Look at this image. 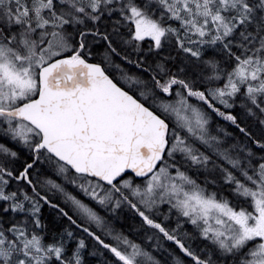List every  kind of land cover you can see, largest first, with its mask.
I'll list each match as a JSON object with an SVG mask.
<instances>
[{"label": "trees", "instance_id": "16d2710c", "mask_svg": "<svg viewBox=\"0 0 264 264\" xmlns=\"http://www.w3.org/2000/svg\"><path fill=\"white\" fill-rule=\"evenodd\" d=\"M68 3L80 7L75 10V18L68 13L71 10L67 8ZM198 6L202 7L196 10ZM22 11H25L24 17H20ZM2 12L7 17L1 21L7 19L20 35L24 31L27 41L24 45L12 43V34L7 33L4 23L0 22V44L9 43L13 49H21L16 50L20 55L32 45L41 54L53 36L61 35L60 45L65 50L58 57H81L101 65L116 84L168 123V148L159 169H183L191 183L206 193H212L236 209L253 211L257 190H264V73L253 83L249 79L243 84L237 83L230 94H221L219 90L234 85L240 68L264 70V0H0V14ZM134 12L162 30L159 44L134 37ZM213 17H218L216 26L212 25ZM192 25L205 27L206 33L188 43L191 36L188 30ZM216 27L219 28L217 35ZM114 67L130 77L144 78L153 96L160 101L166 96L167 102H171L173 90L169 89L166 95L163 89L169 83L179 85L185 94L200 97L197 106L205 116L215 126L223 128L224 134L230 133L239 143H244V174L221 162L220 187L205 186L202 177L190 168L193 163L188 162L180 150L176 152L170 120L125 85ZM249 85L256 90L250 92ZM190 101L196 103L193 99ZM35 134L29 149L12 148L5 142L15 151L17 160L12 161V165L0 164L11 179L19 178L22 189V193L15 194L11 191L12 180L6 181V178L3 182L0 178V190L4 193V197H0V237L4 239L7 235L27 231L28 237L40 240L43 249L51 246L58 253L54 256L48 252V257L37 262L26 259V264H128L119 255L122 257L131 248L145 250L151 256L150 264H256L250 253L257 248L258 241L230 250L203 235L202 229L190 222L178 205L174 207L173 218L165 215V206L159 214L145 211L143 205L118 187L129 179L134 185L144 182L131 176H125L111 188L116 191L113 198L122 203L119 208L116 209L114 203L107 206L108 210L95 209L104 219L112 221L111 232L78 217L65 204L41 193L38 184L32 182L33 175L41 168L42 157H49L39 148L40 136ZM199 153L198 163L202 156L214 158L213 153H205L201 146ZM178 155L183 159V166ZM14 164L16 167L11 169ZM187 184L189 187V182ZM30 194L39 198H33L39 200V211L34 219L25 220V210L32 201ZM25 198V207L14 211L13 207L21 205ZM112 210L119 214L114 219ZM28 214L26 212L27 218ZM32 221H35L34 227ZM29 226L31 229H26ZM12 236L5 238L8 244ZM5 246L8 245L5 243ZM2 248L0 245V264H18L21 255L15 251L10 252L11 255L3 254ZM5 248L8 251L9 248Z\"/></svg>", "mask_w": 264, "mask_h": 264}, {"label": "rangeland", "instance_id": "374dc122", "mask_svg": "<svg viewBox=\"0 0 264 264\" xmlns=\"http://www.w3.org/2000/svg\"><path fill=\"white\" fill-rule=\"evenodd\" d=\"M194 1L197 2V0ZM201 7L198 6L196 10ZM67 8H71L68 13L75 18V10L80 7L76 3H68ZM24 12L22 11L20 17H24ZM4 17H7V14L2 12L0 14V22L4 23L6 32L12 34L10 41L12 43L20 42L24 45L27 41L24 31L20 35L15 26L7 23V19H2L1 21V18ZM213 18L211 20L212 25L216 26L218 17ZM133 22L134 37L137 40L150 39L155 44L160 43L163 32L156 23L146 19L138 12H134ZM219 24H222L220 20ZM215 30L216 35L217 32L219 34V28L216 27ZM188 31L191 35L187 39L188 43L195 36L200 39L206 33L205 27H197L196 25H192ZM38 37H42V35H38ZM61 39V35L53 36L49 43L43 47L41 54H38L32 45L27 47L28 50L24 52V55H20L16 53L18 52L16 50L21 49H13L9 43L0 44V110H10L36 96L38 91V70L53 60L55 56L57 58L65 50L60 45L62 44ZM19 45L21 46V44ZM114 68L119 70L116 67ZM117 72L125 85L138 92L144 101L150 102L154 108L170 120L173 125L171 131L172 135H174L173 139L176 140V152L180 150V152L185 154V159L193 163L190 168L196 175L202 177L205 186L220 187L218 175L221 171V162L238 171H243L244 174L246 170V148H244V143H239L230 133L224 134L223 128L215 126L212 120L205 116L197 106L201 99L200 97L185 94L183 89L178 87L179 85L169 83L163 87L164 92L167 95L170 93L169 89H172L174 96L171 102H167L166 96L165 101H160L159 98L153 96L148 87V82L144 78L130 77L128 74H124L122 70ZM262 73H264L262 68L250 70L240 68L236 72L234 85L232 86L231 84L227 90L220 89L219 92L221 94H230L238 86L237 83L241 82L240 84H243L245 79H249L253 83V80L259 78ZM248 90L251 92L256 90V88L253 85H249ZM192 99L196 103H192L190 101ZM225 121L230 122L229 120ZM35 133L37 132L28 124L0 114V164L7 165L10 163L12 165L14 160H17L15 151L12 148L23 149L21 147H24L29 149L34 141ZM5 142L11 145L12 148H9ZM199 146L202 147L205 153H213L214 158L202 156L201 163H198L197 160L200 157ZM178 156L180 157L181 166H183V159L181 155ZM49 157H42L41 168L32 177V182L36 185L38 184L39 191L49 194L50 199L65 204L78 217L96 223L97 228H105L106 231H110L112 221L104 219L101 214L96 213L95 209L108 210L107 206L111 207L114 203V207L116 209L119 208L122 205L121 201H116L113 198L116 191L112 190V187L105 188L96 181L71 173L63 164ZM15 167L16 165L14 164L11 169ZM8 174V172L0 168L1 181L4 182L6 178V181H9L11 178L9 177L10 174ZM11 180V191L13 192L14 190L15 194L22 193L19 178ZM188 182L190 184L189 187ZM118 187L125 189V193L132 199L137 200L140 205H143L144 210L149 211V213L159 214L165 206V215L171 218L178 205L189 221L202 229L203 235L210 239H215L219 244L227 246L230 250L240 248L248 242L258 241L257 248L250 253L251 260L256 264H264V190H257L260 195L258 194L254 198L252 203L253 211L247 213L246 210L236 209L230 206L227 201L220 200L212 193H206L196 184H192L183 169L158 168L142 184L134 185L129 179L121 182ZM0 197H4V193L1 190ZM33 198L35 197L32 196V201L29 202L27 210H25V220L34 219L35 214L39 211V200H35L39 198ZM25 202L26 198L21 205L13 207V210L15 211L17 208L22 210V207H25ZM26 212L29 213L28 218L26 217ZM110 213H112L113 219L119 215L114 210L110 211ZM31 223L34 227L35 221ZM24 227L25 225H23ZM27 228L31 229L30 226ZM13 235L16 238L12 235L5 236V238H11L12 236V239H10L11 245L3 237H0V245L3 247V254L11 255L10 252L15 251L16 254L21 255L18 264H26V259L37 262L38 259L48 257V252H52L54 256L58 255L56 249L51 246L43 249L40 240L35 236L28 237L27 231H20ZM5 243L8 246H5ZM5 247L9 248L8 251L5 250L7 249ZM150 257L141 248L138 250L131 248L122 257L119 255V258L122 261L127 260L128 264H150Z\"/></svg>", "mask_w": 264, "mask_h": 264}, {"label": "water", "instance_id": "95a60500", "mask_svg": "<svg viewBox=\"0 0 264 264\" xmlns=\"http://www.w3.org/2000/svg\"><path fill=\"white\" fill-rule=\"evenodd\" d=\"M37 76L36 96L0 114L32 127L40 149L104 187L125 176L145 180L156 171L168 148V123L101 65L57 57Z\"/></svg>", "mask_w": 264, "mask_h": 264}, {"label": "flooded vegetation", "instance_id": "af4514ba", "mask_svg": "<svg viewBox=\"0 0 264 264\" xmlns=\"http://www.w3.org/2000/svg\"><path fill=\"white\" fill-rule=\"evenodd\" d=\"M169 135V134H168Z\"/></svg>", "mask_w": 264, "mask_h": 264}]
</instances>
